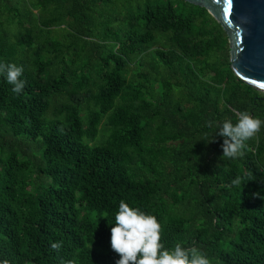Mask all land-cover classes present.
<instances>
[{
	"label": "trees",
	"instance_id": "trees-1",
	"mask_svg": "<svg viewBox=\"0 0 264 264\" xmlns=\"http://www.w3.org/2000/svg\"><path fill=\"white\" fill-rule=\"evenodd\" d=\"M0 60L24 80L13 94L0 76V259L115 264L123 200L157 218L166 248L264 264V126L232 159L212 123L264 120V94L233 75L205 9L0 0Z\"/></svg>",
	"mask_w": 264,
	"mask_h": 264
},
{
	"label": "clouds",
	"instance_id": "clouds-1",
	"mask_svg": "<svg viewBox=\"0 0 264 264\" xmlns=\"http://www.w3.org/2000/svg\"><path fill=\"white\" fill-rule=\"evenodd\" d=\"M22 72L21 66L0 60V76L11 85L13 94L20 93L24 87V80L19 79ZM212 123L216 135L222 138V157L232 159L241 155L245 142L254 138L264 126V120L247 111L239 112L235 123L228 118L218 124ZM231 183L239 184V178ZM109 232L110 249L118 255L115 264H210L206 253L198 247H183L175 242L171 248H166L161 242V225L157 218L123 200L118 204ZM50 247L58 250L60 245L54 242ZM0 264H9V261L0 259Z\"/></svg>",
	"mask_w": 264,
	"mask_h": 264
},
{
	"label": "water",
	"instance_id": "water-1",
	"mask_svg": "<svg viewBox=\"0 0 264 264\" xmlns=\"http://www.w3.org/2000/svg\"><path fill=\"white\" fill-rule=\"evenodd\" d=\"M201 7L227 37L235 77L264 94V0H182Z\"/></svg>",
	"mask_w": 264,
	"mask_h": 264
}]
</instances>
